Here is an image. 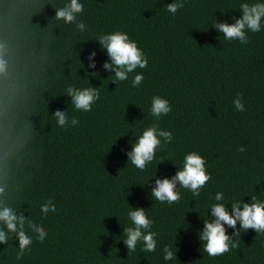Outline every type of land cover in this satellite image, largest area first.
Segmentation results:
<instances>
[{
    "label": "trees",
    "instance_id": "16d2710c",
    "mask_svg": "<svg viewBox=\"0 0 264 264\" xmlns=\"http://www.w3.org/2000/svg\"><path fill=\"white\" fill-rule=\"evenodd\" d=\"M80 2L84 13L67 24L56 12L70 0H0L6 64L0 72V207L31 216L48 231L21 261L15 259L18 240L0 244V264H264V234L254 229L215 258L199 238L204 219H215L209 205L216 192L226 204L250 203L252 194L264 200V29L249 32L243 45L226 41L213 25L234 23L242 16L240 3L254 0H184L175 15L166 6L174 0ZM81 21L86 31L78 30ZM116 30L128 33L149 59L146 69L119 84L103 67L111 60L97 39ZM139 72L145 78L134 88ZM69 85L98 88L92 111L74 108ZM238 94L243 113L233 104ZM156 95L172 106L159 121L150 114ZM58 109L79 124L59 126ZM153 123L174 139L142 172L128 153ZM240 146L246 151H237ZM192 151L206 159L212 177L201 195L178 184L179 203L155 201L156 179L175 176ZM49 198L57 211L45 216L40 207ZM131 207H143L153 221L155 252L143 253L139 243L128 252L123 227L132 226ZM225 228L232 236L240 225ZM165 245L177 260L163 259Z\"/></svg>",
    "mask_w": 264,
    "mask_h": 264
},
{
    "label": "clouds",
    "instance_id": "9594fccd",
    "mask_svg": "<svg viewBox=\"0 0 264 264\" xmlns=\"http://www.w3.org/2000/svg\"><path fill=\"white\" fill-rule=\"evenodd\" d=\"M167 11L175 15L178 10L184 7V0H174L167 4ZM84 4L80 0H70V3L56 12V19L63 20L67 24L77 22V15L84 13ZM239 11L242 13L240 18H235L234 23L227 21L219 23L215 21L214 27L223 34L226 41H239L243 45L250 43L249 32L258 33L264 29V0H254V2L240 3ZM79 31H86L88 25L81 21L77 23ZM97 39L103 48L107 50L111 62H105L103 67L106 70L114 71L113 80L119 82L127 81L129 74L139 69H146L149 65V59L143 49L138 46V42L131 39L128 33L120 30L107 34H100ZM2 47V46H0ZM2 55V53H0ZM93 52L91 57H95ZM91 67H95L93 62ZM5 61L0 58V72L5 71ZM91 75H98L92 73ZM143 72L135 74L132 79V86L138 88L144 81ZM67 96L71 97V103L77 111L90 112L93 105L100 99L98 88L85 87L78 88L75 85H69L66 89ZM237 111L243 113L246 111L242 102V94H238L233 100ZM172 112V106L168 99L156 95L151 99L150 114L159 121L161 117L168 116ZM57 124L61 127L76 126L79 124L78 118L69 116L66 110H56L53 114ZM133 142V149L128 153V162H131L140 171H145L147 166L156 159L158 150H162L165 145L172 143L174 137L170 130L161 129L159 123H153L148 126ZM237 151L245 152L246 148L240 146ZM164 160L162 159L161 162ZM160 162V163H161ZM212 179L207 171L206 159L197 151H192L184 156L183 167L179 168L175 176L171 179H156V187L152 189V197L161 204L172 205L179 203L182 199L181 192L177 190L179 184L182 189L192 193L194 197L201 195V190ZM264 190V189H261ZM4 189L0 188V194ZM248 196V195H246ZM251 196V202L246 203L244 199L233 200L226 204L223 192H216L209 208L214 220L204 219V229L199 233V238L203 242L202 248L208 256L215 258L238 247L236 243L241 232H247L254 229L257 234H264V200L258 199L254 194ZM230 206V207H229ZM41 212L47 216L49 212L57 211L56 204L52 198H49L40 207ZM128 218L131 221L129 227H123V236L126 237L124 243L128 252H135L137 245L142 244L143 253L155 252L157 249L158 233L152 231L153 221L149 218L143 207L132 208L128 212ZM237 223L240 228L232 236L227 233L225 225L236 229ZM27 226V227H26ZM29 232L32 235H29ZM14 234L10 237L9 234ZM48 236V231L42 223L35 222L31 216L24 214L17 215V212L11 207H0V244L7 245L10 238L18 240V250L15 259L21 261L27 254H30L34 240L43 242ZM235 237V239H234ZM164 260H177L176 252L170 246H164Z\"/></svg>",
    "mask_w": 264,
    "mask_h": 264
}]
</instances>
